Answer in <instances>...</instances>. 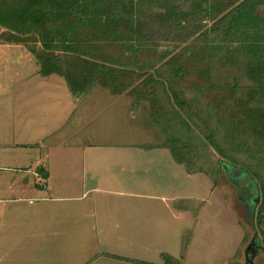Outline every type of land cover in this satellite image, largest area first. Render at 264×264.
I'll use <instances>...</instances> for the list:
<instances>
[{
  "label": "trees",
  "instance_id": "1",
  "mask_svg": "<svg viewBox=\"0 0 264 264\" xmlns=\"http://www.w3.org/2000/svg\"><path fill=\"white\" fill-rule=\"evenodd\" d=\"M0 44L22 47L74 99L96 85L131 109L146 103L188 175L203 173L200 150L243 173L261 196L264 264V0H0Z\"/></svg>",
  "mask_w": 264,
  "mask_h": 264
},
{
  "label": "crops",
  "instance_id": "2",
  "mask_svg": "<svg viewBox=\"0 0 264 264\" xmlns=\"http://www.w3.org/2000/svg\"><path fill=\"white\" fill-rule=\"evenodd\" d=\"M1 46L11 51L20 48ZM52 76L38 77L47 87L38 89L44 92L35 97L46 100L28 108L18 105V133H24L26 139L29 135L28 144L5 141L0 146L7 151L11 147L23 151H18L21 158L17 157L22 166L0 167V264H39L43 255L65 254L72 244L81 247L88 241L85 239L96 237L101 229L109 235L121 232L123 210L125 230L129 235L136 232V206L127 203L137 201L138 189L148 184L138 171V123H132L137 111L129 109V102L112 95L103 100L99 97L96 104L80 98L82 103L77 105L79 99L73 100L67 92V102H60V81ZM26 77L30 75L20 70L6 76L12 80L11 87ZM102 103L116 105L117 112L108 113ZM91 123L94 125L89 129ZM108 125L117 129L112 133L116 136H107L105 128L99 129ZM45 141L47 148L41 146L45 151L41 148L37 160L32 159L28 146L37 147ZM143 151L157 159L158 166L162 161L170 164L169 152L164 148L154 146ZM22 195L26 197L19 198ZM106 195L114 197L107 199ZM176 208L186 212L184 207Z\"/></svg>",
  "mask_w": 264,
  "mask_h": 264
},
{
  "label": "rangeland",
  "instance_id": "3",
  "mask_svg": "<svg viewBox=\"0 0 264 264\" xmlns=\"http://www.w3.org/2000/svg\"><path fill=\"white\" fill-rule=\"evenodd\" d=\"M163 49L165 48L161 47ZM16 70L30 75V78L26 77L23 82L11 87L9 83L12 80L6 76ZM37 71L33 57L22 47L15 51L6 46L0 47V146L6 144L5 141H9L7 144H28L29 135L26 139L24 133H18L17 108L19 104H25L28 108L36 102L46 100L35 97L44 92L38 89L47 87L42 84L44 80H39ZM57 79L60 81L58 101L67 102L65 97L68 94L64 83L59 77ZM33 86L36 88L33 89ZM117 97L129 102L130 109V98L124 94ZM81 98L84 102L96 104L98 99L112 96L107 90L94 85ZM80 100H76L75 104L78 105ZM104 106L108 113L117 112L116 105ZM132 110L137 111V117L132 123H138L136 142L138 141V148L141 150L137 159L139 177L146 178L148 183L145 188L138 189L137 201L127 203L128 206H136V232L133 235L132 231V235H129L125 230V223H122L123 210L121 232L109 235L101 233V229L96 237L85 239L88 241H84L81 247L72 244L65 254L58 253L50 257L43 255L39 264H82L84 260L85 264H162L161 255H167L179 264H244L243 253L250 242L253 243V250H256L252 264H261L263 253L259 249L260 237L253 223L254 213L261 200L260 194L257 193L256 204L252 206L249 200L256 195L245 178L234 182L240 173L234 169L230 172L219 169L218 158L209 150H200L192 158V167L201 168L203 173L188 175L183 166H175L171 156V165L167 166L162 161V166H158L157 159L143 150L160 147L163 136L150 121L146 103L134 105ZM93 125L91 123L89 129ZM100 128H105L107 136L117 135L112 134L117 131L115 127L108 125L99 126ZM46 143L48 142L39 143L37 147L28 146L32 159L38 157L36 153L41 152L42 145L47 148ZM44 147L42 151H45ZM18 151L23 153L17 148L11 147L7 151L0 147V167L22 166L21 160L17 158L20 157ZM33 163L34 161L31 165ZM27 196L33 198L31 195ZM24 197L26 195L19 196ZM112 197L114 196H105L107 199ZM177 205L181 209L184 207L186 212L178 211Z\"/></svg>",
  "mask_w": 264,
  "mask_h": 264
},
{
  "label": "water",
  "instance_id": "4",
  "mask_svg": "<svg viewBox=\"0 0 264 264\" xmlns=\"http://www.w3.org/2000/svg\"><path fill=\"white\" fill-rule=\"evenodd\" d=\"M222 171L224 172H230L231 169L227 168L225 165L222 166ZM240 173V172H239ZM243 173H240V175L234 180V182L240 178H243ZM256 196L253 198H250L249 202L252 206L256 204L257 201V192H254ZM253 243L250 242V244L247 246V248L244 250L243 256H244V264H252V259L256 253V250H253Z\"/></svg>",
  "mask_w": 264,
  "mask_h": 264
},
{
  "label": "flooded vegetation",
  "instance_id": "5",
  "mask_svg": "<svg viewBox=\"0 0 264 264\" xmlns=\"http://www.w3.org/2000/svg\"><path fill=\"white\" fill-rule=\"evenodd\" d=\"M253 190V188L251 189V191ZM255 214V213H254Z\"/></svg>",
  "mask_w": 264,
  "mask_h": 264
}]
</instances>
